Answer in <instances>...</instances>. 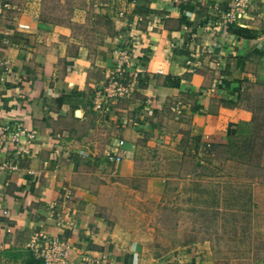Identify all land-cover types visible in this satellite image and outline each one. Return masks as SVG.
<instances>
[{"label":"crops","instance_id":"0c3cea01","mask_svg":"<svg viewBox=\"0 0 264 264\" xmlns=\"http://www.w3.org/2000/svg\"><path fill=\"white\" fill-rule=\"evenodd\" d=\"M119 1L127 6L115 36L94 55L65 36L66 27L40 19L41 0H0V60L8 64L0 73L2 259L22 264L35 234L45 232L77 247L76 264H214L210 241L161 244L146 211L152 194L162 208L172 193L154 183L175 177L167 163L181 160L185 129L217 146L255 124L244 92L264 86V0H252L227 33L209 25L221 12L216 4L231 0ZM115 49L132 52L130 62L121 65ZM137 67L130 97L107 112L92 105L109 70L130 77ZM16 126L35 139L12 140L7 127ZM152 140L169 156L157 169Z\"/></svg>","mask_w":264,"mask_h":264},{"label":"rangeland","instance_id":"374dc122","mask_svg":"<svg viewBox=\"0 0 264 264\" xmlns=\"http://www.w3.org/2000/svg\"><path fill=\"white\" fill-rule=\"evenodd\" d=\"M39 6L41 20L66 27L65 36L87 46L95 55L97 46L109 37L114 38L116 21L125 14L127 2L41 0ZM109 72L92 96V105L106 112L115 101L130 97L139 84L124 95L110 96ZM128 78L127 74L122 75L125 83ZM244 94L246 104L254 111L255 124L251 129L239 132L228 144L217 146L201 144L185 129L181 134L183 141L176 146L183 153L181 160L167 163L169 171H176L169 172L175 177L157 178L154 183L156 188L165 184L172 193L165 194L167 201L162 208L158 194H152L151 210L146 211V220L151 219L152 223L151 232L155 231L161 244L171 248L210 241L214 264H264V86L253 85ZM177 116L182 115L178 112ZM150 145L152 157L158 160L153 167L169 159L157 140ZM141 159L142 169L148 163ZM146 181L135 178L132 183L145 187ZM0 264L20 263L7 257L0 258Z\"/></svg>","mask_w":264,"mask_h":264},{"label":"built area","instance_id":"2783aa9c","mask_svg":"<svg viewBox=\"0 0 264 264\" xmlns=\"http://www.w3.org/2000/svg\"><path fill=\"white\" fill-rule=\"evenodd\" d=\"M252 0H231L227 7L221 9L219 4H216V8L221 12L218 19L213 24L209 25V28H217L219 31L227 33L230 25L233 23H240L239 21L244 17L245 13L249 9ZM114 54L120 60V64L130 62L131 55L125 49H115ZM216 66H220L221 62L216 60L214 62ZM8 69L7 61L0 60V73ZM142 68H134L130 71V77L127 83L122 80V71L118 69L110 70L108 74L110 89L109 95L118 96L124 95L131 90H135L139 83L140 72ZM158 72H161L159 69ZM113 90V91H111ZM213 91L223 94V90L218 86L213 87ZM10 135L12 140L17 141L21 136H26L28 139H35V133L31 129H24L20 126L13 127L10 129ZM124 140H120V144H123ZM111 160L120 161L121 156L118 154L109 153ZM8 213L7 210L4 211ZM32 250L36 253L37 257L43 260L44 264H76V253L77 247L70 243L67 239L57 235H49L45 232H38L33 237L29 245Z\"/></svg>","mask_w":264,"mask_h":264},{"label":"trees","instance_id":"16d2710c","mask_svg":"<svg viewBox=\"0 0 264 264\" xmlns=\"http://www.w3.org/2000/svg\"><path fill=\"white\" fill-rule=\"evenodd\" d=\"M22 264H44L43 260L35 255V253L30 249L26 257L24 258Z\"/></svg>","mask_w":264,"mask_h":264}]
</instances>
